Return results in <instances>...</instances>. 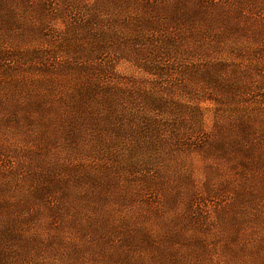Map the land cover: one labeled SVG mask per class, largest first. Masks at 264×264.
Segmentation results:
<instances>
[{
	"label": "rangeland",
	"instance_id": "rangeland-1",
	"mask_svg": "<svg viewBox=\"0 0 264 264\" xmlns=\"http://www.w3.org/2000/svg\"><path fill=\"white\" fill-rule=\"evenodd\" d=\"M0 264H264V0H0Z\"/></svg>",
	"mask_w": 264,
	"mask_h": 264
}]
</instances>
